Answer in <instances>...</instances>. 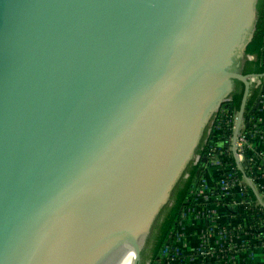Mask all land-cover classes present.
<instances>
[{"label":"water","instance_id":"water-1","mask_svg":"<svg viewBox=\"0 0 264 264\" xmlns=\"http://www.w3.org/2000/svg\"><path fill=\"white\" fill-rule=\"evenodd\" d=\"M263 35L264 0H0V264H140L242 94L240 166Z\"/></svg>","mask_w":264,"mask_h":264},{"label":"built area","instance_id":"built-area-1","mask_svg":"<svg viewBox=\"0 0 264 264\" xmlns=\"http://www.w3.org/2000/svg\"><path fill=\"white\" fill-rule=\"evenodd\" d=\"M252 85L259 87L256 106L244 112L241 129L235 142L237 165L231 151V131L237 111L221 107L207 133L204 146L199 149L197 163L201 157L202 172L199 183L191 197L190 206L180 209V217L174 230L167 236L160 249V257L171 259L157 264H234L235 254L242 248L264 249V232L254 234L252 230L264 227V72L255 75ZM209 144L207 149L205 146ZM212 169V170H210ZM240 171V175L238 174ZM245 176L252 182L248 185ZM251 189L253 195L248 192ZM199 205L203 228L199 230L194 247L185 250L187 236L193 233L180 225L181 216ZM222 210L225 213H222ZM255 211L257 218L247 222ZM194 234V233H193ZM145 264H154L148 259Z\"/></svg>","mask_w":264,"mask_h":264},{"label":"trees","instance_id":"trees-1","mask_svg":"<svg viewBox=\"0 0 264 264\" xmlns=\"http://www.w3.org/2000/svg\"><path fill=\"white\" fill-rule=\"evenodd\" d=\"M264 72V35L262 38V44H261V49H260V54H259V59H258V64L256 68V73H263ZM259 93V87L251 85L250 93L247 97L246 104H245V113H247L249 110L254 105V102L258 96ZM241 95L236 96V97H231V99L226 103L229 107V110H235L237 111L240 105V100H241ZM202 145V143H201ZM204 146V143L203 145ZM209 144L205 146V149ZM199 152L201 149L198 150ZM202 164L203 162L199 160L197 163H193L191 166V169L187 175V178L183 185L181 186L180 190L178 191L177 195L173 199L172 203L170 204L168 210L166 211L164 217L162 218L161 222L159 223L154 240L151 243V246L149 248V252L147 254L143 253L141 262L140 264H145V261L148 259L152 260L154 264H157L160 260V262H164L167 259H171V255H174V252L171 251L168 256L160 257V249L164 244L165 239L167 236L174 230V227L176 225L177 220L180 217V209L183 208L185 205L189 204L191 202V197L192 194L194 193L195 189L198 186L199 183V177L200 173L202 172ZM238 174L240 175V171H238ZM248 192L253 195V192L251 191L250 188H248ZM252 217H247V222L254 221L258 215L256 216L257 213L255 211L250 212ZM254 234L261 235L264 232V227L263 228H256L252 230ZM264 253V249H263Z\"/></svg>","mask_w":264,"mask_h":264},{"label":"crops","instance_id":"crops-1","mask_svg":"<svg viewBox=\"0 0 264 264\" xmlns=\"http://www.w3.org/2000/svg\"><path fill=\"white\" fill-rule=\"evenodd\" d=\"M212 170V169H210ZM199 205L193 209L188 210L187 215L181 216L180 225L186 226L189 230H193V233L190 234V237L187 236V239L184 241L185 245L183 248L185 250H190L195 246L198 233L201 228H203V219L202 215H197L198 211H200ZM224 214L225 211L222 210ZM234 264H264V253L263 250L258 247L252 248H242L238 251L233 259Z\"/></svg>","mask_w":264,"mask_h":264},{"label":"rangeland","instance_id":"rangeland-1","mask_svg":"<svg viewBox=\"0 0 264 264\" xmlns=\"http://www.w3.org/2000/svg\"><path fill=\"white\" fill-rule=\"evenodd\" d=\"M205 137H206V136H204V139H203V140H205ZM187 206H190V204H188ZM155 233H156V231H155L154 234L152 235V237H151L149 243L147 244V246H146V248H145V250H144V253H145V254H147V253L149 252V248H150V246H151V243H152L153 240H154Z\"/></svg>","mask_w":264,"mask_h":264},{"label":"flooded vegetation","instance_id":"flooded-vegetation-1","mask_svg":"<svg viewBox=\"0 0 264 264\" xmlns=\"http://www.w3.org/2000/svg\"><path fill=\"white\" fill-rule=\"evenodd\" d=\"M250 89H251V88H250ZM249 93H250V91H249ZM203 142H204V140L202 141V143H203ZM156 230H157V229H156ZM156 230H155V231H156Z\"/></svg>","mask_w":264,"mask_h":264}]
</instances>
